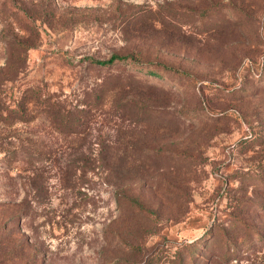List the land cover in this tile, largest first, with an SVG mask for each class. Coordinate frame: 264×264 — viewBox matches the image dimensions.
Wrapping results in <instances>:
<instances>
[{"label":"rangeland","instance_id":"obj_1","mask_svg":"<svg viewBox=\"0 0 264 264\" xmlns=\"http://www.w3.org/2000/svg\"><path fill=\"white\" fill-rule=\"evenodd\" d=\"M0 68V264H264V0H0Z\"/></svg>","mask_w":264,"mask_h":264},{"label":"trees","instance_id":"obj_2","mask_svg":"<svg viewBox=\"0 0 264 264\" xmlns=\"http://www.w3.org/2000/svg\"><path fill=\"white\" fill-rule=\"evenodd\" d=\"M87 60L92 65H99L103 67H112L118 64L139 65V60L133 54L113 53L108 58L99 59L94 57H87ZM164 68L167 69V67ZM2 69L3 68H0V72L2 71ZM147 73L151 76H160L159 73H157V71L154 69H147ZM27 96L40 100L39 103L43 104L45 110L53 116L57 115L58 112L61 113L62 115L65 114V111L54 109V105H55V102L53 101L54 95L49 94L47 91L44 92L42 89L33 88V89H29L28 92L26 91L25 97ZM25 102H26V98L25 100L24 99L20 100L15 108H10V114H9L10 119L16 118L20 121H29L33 118L27 112L25 107Z\"/></svg>","mask_w":264,"mask_h":264}]
</instances>
